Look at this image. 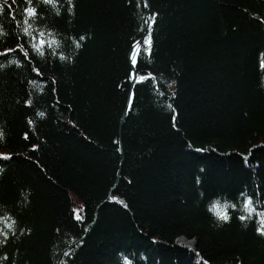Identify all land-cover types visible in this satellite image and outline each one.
<instances>
[{
	"label": "trees",
	"instance_id": "16d2710c",
	"mask_svg": "<svg viewBox=\"0 0 264 264\" xmlns=\"http://www.w3.org/2000/svg\"><path fill=\"white\" fill-rule=\"evenodd\" d=\"M0 8V264H264V0Z\"/></svg>",
	"mask_w": 264,
	"mask_h": 264
},
{
	"label": "snow or ice",
	"instance_id": "6c2138e0",
	"mask_svg": "<svg viewBox=\"0 0 264 264\" xmlns=\"http://www.w3.org/2000/svg\"><path fill=\"white\" fill-rule=\"evenodd\" d=\"M4 4L8 3V0H3ZM16 0H12V3H15ZM26 2L30 3V0H26ZM3 9L0 8V11H2ZM25 11H27L29 13V15H35V10L32 8H26ZM155 22V17L151 16L149 17L148 20L145 21V24L147 26V34L145 36V39L143 40V45H144V54L145 55H150L151 54V26L152 24ZM143 30V29H142ZM25 32H27V29H25ZM45 41L41 40L39 46L37 45H33L34 49L39 52L41 55H43V51H42V46L44 45ZM52 43H56L55 41H53ZM51 46V45H49ZM77 46H79V43L77 44ZM141 50V42L137 41L135 46H134V50L130 56V60L133 64V66H135V64L137 63V56L140 53ZM25 55H27V53H25ZM61 59H64V57H61ZM135 76V80L136 82H142L148 79H153V77L151 76V74L149 73L147 76H139L138 74H134ZM169 107H171V105H169ZM41 116H43V113H40ZM4 159H10V157H3ZM122 203V202H121ZM251 201H248V204L251 205ZM227 205L225 206H221L220 203L217 201L215 202L212 206H211V211L216 215V217L219 220L222 221H228L230 219L229 215L227 214V212L224 210V208H226ZM76 211V219H80V215H79V210H75ZM248 211L251 212L252 209L251 207L248 208ZM241 219H244V217H241ZM9 227H11V225H9Z\"/></svg>",
	"mask_w": 264,
	"mask_h": 264
},
{
	"label": "water",
	"instance_id": "95a60500",
	"mask_svg": "<svg viewBox=\"0 0 264 264\" xmlns=\"http://www.w3.org/2000/svg\"><path fill=\"white\" fill-rule=\"evenodd\" d=\"M138 41L142 42V41H143V37H142L141 39H139ZM135 44H136V43H135ZM135 44L133 45L132 50L134 49ZM131 53H132V51H131ZM134 74H137V73H136L135 66H133V74H132V78H131V85H132V88H134V86H135L137 83H139V82H136ZM132 97H133V95H131V98H130V101H129V105H128L127 109L125 110L124 114H123V121H122V122H124L125 118L127 117L128 113H129V111H130V106H131V103H132ZM116 185H117V184H116ZM116 185H115V187H116ZM115 187H114V188H115ZM90 225H91V224H90ZM90 225L87 226V229H89ZM191 241H192V240H191ZM193 242H194V244H193V245H190V244H188V243H186V242H183L182 240L180 241V243H185V244H186L187 246H189L192 250H195V241H193ZM60 258H61V255L59 256V259H60Z\"/></svg>",
	"mask_w": 264,
	"mask_h": 264
},
{
	"label": "bare ground",
	"instance_id": "6f19581e",
	"mask_svg": "<svg viewBox=\"0 0 264 264\" xmlns=\"http://www.w3.org/2000/svg\"><path fill=\"white\" fill-rule=\"evenodd\" d=\"M134 50V49H133ZM133 50H132V52H133ZM132 54V53H131ZM91 227V226H90ZM90 229V228H89ZM182 241L183 242H186V243H188V244H190V245H193V242H189V241H186L185 239H182Z\"/></svg>",
	"mask_w": 264,
	"mask_h": 264
}]
</instances>
